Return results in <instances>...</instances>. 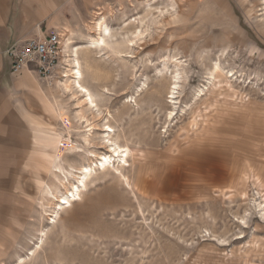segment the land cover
I'll list each match as a JSON object with an SVG mask.
<instances>
[{"label":"rangeland","instance_id":"obj_1","mask_svg":"<svg viewBox=\"0 0 264 264\" xmlns=\"http://www.w3.org/2000/svg\"><path fill=\"white\" fill-rule=\"evenodd\" d=\"M99 10L111 47L80 58L101 111L74 117L77 98L41 80L61 111L32 103L63 135L58 172L43 193L30 156L16 164L0 264H264V0H106L74 24L72 46L94 37ZM106 122L131 154L102 170ZM86 165L80 196L55 209Z\"/></svg>","mask_w":264,"mask_h":264},{"label":"crops","instance_id":"obj_2","mask_svg":"<svg viewBox=\"0 0 264 264\" xmlns=\"http://www.w3.org/2000/svg\"><path fill=\"white\" fill-rule=\"evenodd\" d=\"M105 1L0 0V221L15 216L16 197L21 194L16 164L25 163L30 156L25 167L35 176L39 190L46 193L50 183L45 175L54 177L60 157L43 146L41 141L51 130L34 111L36 107L47 111L45 98H50L51 90L45 88L33 70L26 68L14 74L13 59L7 50L18 38H42L51 30L74 29L78 20H86L90 7ZM33 102L37 105L34 108ZM61 116L62 113L58 118ZM52 132L62 135L53 127Z\"/></svg>","mask_w":264,"mask_h":264},{"label":"bare ground","instance_id":"obj_3","mask_svg":"<svg viewBox=\"0 0 264 264\" xmlns=\"http://www.w3.org/2000/svg\"><path fill=\"white\" fill-rule=\"evenodd\" d=\"M96 14H97L96 19H94L95 21L93 22L94 23L93 29H94L95 35L94 37L90 38L87 41L86 45H81V46H76V47L72 46L73 41L71 40V35L73 33V30L70 28L65 30L66 32L64 33V35H62L63 40H64L63 41V54H64L65 60L67 61L68 69L65 71L63 75V79L55 83L56 90L62 94L67 92L71 95V97L77 98L78 103L82 105V109L78 111V114L76 116H74L76 118L84 117L83 114H81L84 108L86 109L95 108L97 110V113H100L101 111V108L96 100V93L84 83V74L82 71V60L80 58L81 50H84L87 53H91L93 51L102 52L106 50L107 48L111 47L109 40L114 38L112 29L107 24L104 13L102 11L99 10L97 11ZM140 34H136V39L139 37ZM126 42H128L130 46H133L135 43L134 39H129ZM113 51L116 54H119L120 56L124 55L123 51L120 49H114ZM176 66H181V61L177 62ZM217 68L218 67L215 68V71H218ZM174 77L178 78L177 75ZM45 106H46L47 111L53 112L52 114L54 115L55 114L58 115L57 108L52 103L50 98H45ZM104 126H106L105 133H107L108 135L106 136H107V142L109 143V146L108 145L106 146L110 147V150H108V152L106 153L101 154L102 158H100V161L96 162V165L100 168H103L102 170H106L107 166L115 158H118V160H122V162H125L127 164L128 163L127 157L131 154V149L129 147L120 145V143L116 139L113 138L114 136L113 133L115 130L113 126L109 124V122L104 123ZM90 129H93V127H90ZM91 135H87L85 137V140L89 143L91 142L90 141ZM61 136L59 134L49 132L48 134H46L45 138L42 139L41 142L43 143V146L45 147V149L50 148L53 150L55 149L56 151L59 148L60 142L63 141L62 140L63 138ZM93 170L94 168L92 165H86L82 167V174L80 175L78 179L79 180L78 183L71 184L72 187L66 188L65 192H63L62 194H60L59 197H57V200L54 203L55 209H64L67 206H71L72 200H75L80 196L81 188L86 187L87 181L92 176ZM57 215H58V212L56 211V215L50 216L49 219L53 217L51 221L55 222ZM23 261H24V258L20 260V263Z\"/></svg>","mask_w":264,"mask_h":264},{"label":"built area","instance_id":"obj_4","mask_svg":"<svg viewBox=\"0 0 264 264\" xmlns=\"http://www.w3.org/2000/svg\"><path fill=\"white\" fill-rule=\"evenodd\" d=\"M7 53L13 59L14 74L28 68L48 84L55 83L57 78H63L68 69L63 54V36L59 31L51 30L42 38H18Z\"/></svg>","mask_w":264,"mask_h":264}]
</instances>
